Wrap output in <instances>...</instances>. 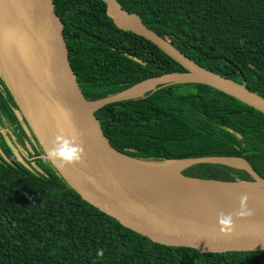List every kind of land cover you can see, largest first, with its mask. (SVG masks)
Returning a JSON list of instances; mask_svg holds the SVG:
<instances>
[{"label":"trees","instance_id":"1","mask_svg":"<svg viewBox=\"0 0 264 264\" xmlns=\"http://www.w3.org/2000/svg\"><path fill=\"white\" fill-rule=\"evenodd\" d=\"M117 1L202 67L264 98V0ZM54 4L87 100L186 71L151 41L117 28L102 0ZM95 116L123 154L151 161L241 157L264 178V114L207 85L166 86L106 105ZM0 125L20 142L25 126L39 147L1 75ZM39 161V170L24 167L0 132V264H264V250L205 253L155 243L83 200L49 161ZM183 174L253 180L219 164L194 165Z\"/></svg>","mask_w":264,"mask_h":264},{"label":"water","instance_id":"2","mask_svg":"<svg viewBox=\"0 0 264 264\" xmlns=\"http://www.w3.org/2000/svg\"><path fill=\"white\" fill-rule=\"evenodd\" d=\"M102 1L117 28L151 41L186 71L149 78L103 99L87 100L71 67L54 0H0V75L22 117L43 151L55 146L53 138L60 131L74 134L83 148L80 162L71 166L49 162L83 200L155 243L190 247L205 253L263 251L264 196L254 198L255 204L246 206L252 210L251 216L238 217L234 213L239 203L193 197L143 166L177 162L183 164L180 174L184 179L224 186L249 184L264 192V178L246 159L198 157L151 161L132 157L111 146L95 112L106 105L144 98L159 88L185 83L207 85L263 114L264 98L202 67L145 25L138 14L125 10L117 0ZM151 80L155 81V87L150 91L139 96L128 95ZM20 162L32 170L22 159ZM199 164L244 170L253 180L222 182L183 174L187 168ZM219 213L233 214L231 225L224 231L218 224Z\"/></svg>","mask_w":264,"mask_h":264},{"label":"bare ground","instance_id":"3","mask_svg":"<svg viewBox=\"0 0 264 264\" xmlns=\"http://www.w3.org/2000/svg\"><path fill=\"white\" fill-rule=\"evenodd\" d=\"M179 79V78H176ZM186 79V78H184ZM155 81L151 80L144 84L139 85L128 95L139 96L147 91H150L155 87ZM234 165H239L238 162H231ZM147 167L148 171L153 173L161 180L172 184L175 188L183 191L193 197L201 198L207 197L210 201L222 200L227 203H239V197L241 195H247L248 199L245 202L246 206L254 205L258 198L264 196V192H261L258 187L249 184H235V185H222L213 182H198L194 180L184 179L180 174V169L183 166L181 163H163L156 165H143Z\"/></svg>","mask_w":264,"mask_h":264},{"label":"clouds","instance_id":"4","mask_svg":"<svg viewBox=\"0 0 264 264\" xmlns=\"http://www.w3.org/2000/svg\"><path fill=\"white\" fill-rule=\"evenodd\" d=\"M52 148L44 151L42 159L50 161L53 164L59 166H71L74 163H78L83 155V148L78 142L77 137L72 135H65L63 131H60L54 138ZM247 195H241L239 197V208L235 211V215L238 217H249L253 214L252 210L246 207ZM232 213L224 214L219 213L217 220L220 224L221 231L228 229L232 223Z\"/></svg>","mask_w":264,"mask_h":264},{"label":"flooded vegetation","instance_id":"5","mask_svg":"<svg viewBox=\"0 0 264 264\" xmlns=\"http://www.w3.org/2000/svg\"><path fill=\"white\" fill-rule=\"evenodd\" d=\"M2 120L4 124H7L8 122L5 121L3 118ZM24 130L27 134L26 137H22V142H20L11 130V128H4L0 125V132L3 134L5 140L7 141V144L9 145L11 151L14 153L15 157L17 160L20 162V159H22L25 163H27L31 169L33 170H39L40 169V164L41 163L39 160H42V156L44 151H40L39 147L37 144L33 141L31 138L29 132L27 131V128L25 126ZM29 127V126H28ZM31 131V130H30ZM7 133V134H6ZM32 133V131H31ZM33 134V133H32ZM35 137V136H34ZM38 143V141H37ZM21 163V162H20Z\"/></svg>","mask_w":264,"mask_h":264}]
</instances>
